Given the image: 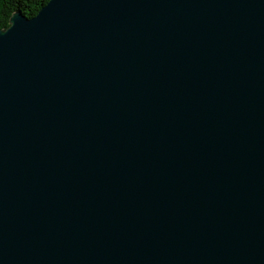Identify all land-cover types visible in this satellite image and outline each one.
Segmentation results:
<instances>
[{"label":"water","instance_id":"obj_1","mask_svg":"<svg viewBox=\"0 0 264 264\" xmlns=\"http://www.w3.org/2000/svg\"><path fill=\"white\" fill-rule=\"evenodd\" d=\"M0 264H264V0L14 12Z\"/></svg>","mask_w":264,"mask_h":264},{"label":"trees","instance_id":"obj_2","mask_svg":"<svg viewBox=\"0 0 264 264\" xmlns=\"http://www.w3.org/2000/svg\"><path fill=\"white\" fill-rule=\"evenodd\" d=\"M48 0H12L6 4L3 13H0V29L10 25V18L14 12H22L28 17L35 15Z\"/></svg>","mask_w":264,"mask_h":264},{"label":"snow or ice","instance_id":"obj_3","mask_svg":"<svg viewBox=\"0 0 264 264\" xmlns=\"http://www.w3.org/2000/svg\"><path fill=\"white\" fill-rule=\"evenodd\" d=\"M12 0H0V13H3L6 4L11 3Z\"/></svg>","mask_w":264,"mask_h":264}]
</instances>
